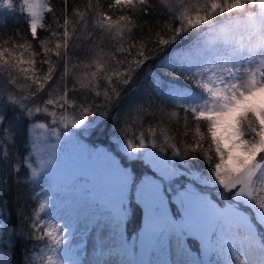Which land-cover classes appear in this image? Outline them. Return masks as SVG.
Segmentation results:
<instances>
[{
    "label": "snow or ice",
    "instance_id": "obj_1",
    "mask_svg": "<svg viewBox=\"0 0 264 264\" xmlns=\"http://www.w3.org/2000/svg\"><path fill=\"white\" fill-rule=\"evenodd\" d=\"M17 5L18 15L23 18L32 39H27L19 28L5 38L0 28V80L6 78L8 85L23 93L17 95L11 90L5 93L0 89V126L8 110L12 109L13 113L8 126L0 129V144L9 140L15 142L13 121L26 117L31 122L37 113L50 116L53 125L59 121L65 129L61 133L45 123L34 125L46 128L57 139L63 136L71 141L82 135L95 123L86 117L92 114L93 107L100 109L102 104H91L87 99L78 103L75 97H69V92L88 90L99 97L98 89L103 80L106 84L103 104L111 105L113 99L120 96L118 85H128L138 70L154 58L156 51L163 52L162 59L171 65V70L177 75L183 73L184 80L193 88H168L167 91L160 90L158 95H154V89L133 105L123 119L119 113L113 117L114 124L120 125V147L129 162L142 160L153 165L161 182L176 176L179 168L184 167L191 173L192 180L203 188L201 192L186 189L179 194L178 199L185 207V219L183 223L175 224L163 211L161 184L145 178L137 188L138 198L149 210L145 235L161 239L175 234L176 244L184 256L187 253L182 238L193 237L201 243L206 254L216 256L215 264H264V231L260 230L264 229V0H174L170 6L171 20L178 23L173 26V23L165 22L164 29L170 33L167 36L163 31H157L153 37L149 28L148 39L133 37L132 33L150 23L148 20L138 23L141 15H149V0H110L108 10L103 9L100 0L95 4L88 0L83 10L73 8L71 17L67 11L68 0H64L63 23L49 0H0V15L16 13ZM45 13L52 14V23L45 22ZM89 21L101 36L106 35L115 42V51L110 56L113 63L105 65L94 61L91 77L80 82L78 88L73 85L69 89V73L77 67L71 63L72 53L93 40V32L88 30ZM156 23L158 25L159 21ZM4 27H7V19ZM39 30L49 35L39 39ZM37 40L40 52L33 46ZM172 45L175 47L170 48ZM41 53L43 58L38 60ZM117 54L123 58H118ZM61 63L63 70L57 77ZM44 65H47L46 71ZM21 80L24 83L21 84ZM53 80L55 84L41 106L36 98ZM168 104L191 114L195 122L191 143L183 138L177 141V135L187 137L191 131L187 115L182 133L171 127L173 120L179 122V112L172 111L167 123L162 119ZM70 108L79 115L75 112L69 115ZM96 114L105 117L108 112ZM148 117L156 119V123H150L145 130L143 122ZM137 121L141 128L139 134L135 131L130 134ZM202 121L206 133L201 131ZM157 134L160 136L159 147ZM206 142L207 147L204 146ZM169 150L170 157L166 155ZM8 157L5 146L0 159L7 161ZM201 158L207 165V172L192 173V162ZM103 159L109 178L116 182L112 212L118 228L128 216L125 202L130 173L106 154ZM23 161V166L30 169L29 181L38 175L45 180L58 178L59 158L51 152L47 153V159H41V168H33L28 157ZM20 166L11 164L17 172ZM213 197L224 206L220 207ZM35 199L40 203L27 225L31 231L21 235L29 240L46 241L42 251L47 249L52 255H48L43 264H80L68 254L70 241L67 237L71 235V224H57L40 217L39 213L52 199L47 191L43 198ZM241 206L249 211H241ZM53 207L57 205L53 204ZM3 231L0 228V232ZM0 264H5L2 258ZM26 264H37L36 255L26 257ZM178 264L203 262L183 259ZM208 264L213 262L209 260Z\"/></svg>",
    "mask_w": 264,
    "mask_h": 264
},
{
    "label": "rangeland",
    "instance_id": "obj_2",
    "mask_svg": "<svg viewBox=\"0 0 264 264\" xmlns=\"http://www.w3.org/2000/svg\"><path fill=\"white\" fill-rule=\"evenodd\" d=\"M18 10L19 6L17 5ZM162 62L171 66L163 59ZM7 87L6 78L0 80V89L7 93ZM168 88L191 90L193 87L170 84L166 89L168 90ZM71 114L69 112V115ZM99 119L100 116L93 119L95 123L89 126V130L83 132L82 135L75 136L71 141L63 136L57 139L46 128L34 126L36 123H45L56 127L57 133L65 131L58 120L53 125L50 116L37 113L33 116L31 122L28 121L27 133L30 144L28 159L31 166L41 168V159H47V153L49 152L59 158L57 179L45 180L38 175L30 180V183L37 188L36 197L43 198L45 191L52 197L48 206L39 213L40 217L57 224H71V235L67 237L70 241L68 254L73 259L79 260L80 264H164L165 261L168 264H178L183 259L198 260L203 264H208V261L211 260L215 264L216 256L206 254L201 243L193 237L184 236L182 238V246L187 256L177 252L178 257L172 253L174 248H179L176 244L175 234L167 235L161 239H153L145 235L144 228L148 223L149 210L138 198L137 193V188L145 178L160 183L163 211L166 212L170 221L181 224L185 219V207L181 205L178 199L179 194L185 192L186 189L201 192L203 186L194 182L191 173L184 167L179 168V173L176 176L164 179L161 182L159 179L160 174L153 165L142 160L129 162L127 154L120 147L119 135L111 137L112 146L93 141L90 132ZM105 154L130 173L128 199L125 202L128 207V216L118 228L112 212L116 182L114 179L109 178L108 167L103 159ZM166 155L170 157L171 153H166ZM134 163L135 167H147L150 171L137 174V170L133 169ZM28 170L30 174V169ZM192 173H196V171L192 169ZM211 191H214V189ZM205 194H207V190H205ZM213 199L220 207L224 206L216 197H213ZM132 200L134 203L139 204L143 212L138 228L131 225V216L134 212ZM39 203L40 200L37 199L36 208ZM53 204L57 207H53ZM241 211L247 213L249 209L241 206ZM93 226L107 230L106 238L97 243L90 241L89 233ZM128 227H132L130 235H127ZM257 227L259 228V225ZM0 228L4 229L3 232H0V258L5 261V264H11L9 248L12 242V232L14 231L8 228L1 218ZM260 230L264 231V229ZM44 243L46 241L37 245L28 256L31 257L35 254L37 264H43V260L48 255H52L47 249L42 251ZM108 245L111 247H108Z\"/></svg>",
    "mask_w": 264,
    "mask_h": 264
},
{
    "label": "trees",
    "instance_id": "obj_3",
    "mask_svg": "<svg viewBox=\"0 0 264 264\" xmlns=\"http://www.w3.org/2000/svg\"><path fill=\"white\" fill-rule=\"evenodd\" d=\"M52 7L55 9L56 15L60 17V23H63V13L65 10L64 0H49ZM93 4L96 3V0H92ZM101 5L104 10H108V4L110 0H100ZM151 4V8L149 9L148 16H140L138 23H143L144 20L150 21V23L143 27V29L137 28L133 30V37L143 36L145 39L149 37V28L152 29V36H155L157 31H163L164 34L170 35L167 33L166 29H164L165 22L173 23L175 26L178 22L172 21L171 16L172 12L170 11V6L174 3V0H149ZM88 4V0H68L67 11L68 15L72 16V10L75 7H78L80 10H83L84 7ZM19 10L16 13L9 14L5 12L3 15H0V28L3 29V36L7 38L8 36L13 35L17 28L26 36L27 39L31 40V34L27 31L26 25L23 22V18L18 15ZM120 12L116 11V16H118ZM94 15V13H93ZM115 18V16L113 17ZM7 19V27H4V21ZM52 14L45 13V22L52 23ZM134 19H136L134 17ZM19 20V23H17ZM157 21L159 24L157 25ZM53 28L55 25L53 24ZM88 30L93 32V40H89L87 44L82 45L81 48L72 53L73 59L72 64H76L77 67L72 69L68 76V87L71 89L73 85L79 87L80 82H86L88 78L91 77L92 71H94V61H99L102 64L109 65L113 63L110 61L111 54L115 51V42L112 41L109 37L101 36L99 30L93 29L91 25V21H89ZM80 33H78L79 35ZM49 33L43 30H39V39H43L48 36ZM38 52H40V46L38 40L34 42L33 45ZM127 49V43L124 45ZM149 47L152 48L153 45L149 43ZM175 45L170 46V48H174ZM133 54H135V49L132 50ZM167 51V50H166ZM165 55L163 52L156 51L153 59H150L138 70L137 74L134 76L133 80L128 85L120 84L118 88L120 90V96L118 98H114L111 105L103 104L105 97L103 95L106 84L103 80L100 81V88L98 89L101 92L99 97L93 96L91 92L88 90L69 92V97H75L77 102L80 103L87 99L91 104H102L100 109H96L93 107L92 114H89L86 119L93 120L97 116L96 113L99 111H107L108 115L105 117L100 116V119L97 121L96 125L91 129V136H93V141H98L101 144L111 145L112 140L111 137L113 135L120 136V125L118 123L114 124L113 117H115L118 113L123 119L124 114L129 111V109L139 103L144 99V97L152 92L154 89L156 90L154 95H158L160 90L166 91L167 87L170 84H178L180 86L185 87H193L190 83L184 80L183 73L177 75L174 73L170 67H167L161 61L162 56ZM118 58H123L120 54H117ZM43 54L37 59H42ZM53 59H56L53 56ZM84 64L93 65L92 67H84ZM44 71L47 70V65L43 66ZM63 70V65L61 63L60 69L57 71L56 76L59 77L60 71ZM123 70V69H121ZM103 75V74H102ZM20 83H24L23 80ZM55 84V80L49 82L46 86L44 92L37 97V102H42L47 99V92L51 90L52 86ZM8 91H14L17 95H22L23 93L16 89L14 86L8 85L6 88ZM111 92V89H108ZM160 101L157 100V103ZM52 106H49L51 108ZM59 113V109H57ZM70 113L75 112L79 115V112L74 109L68 110ZM172 111L179 112V122L172 121L171 127L173 131L179 130L180 133L184 131L183 123L184 117L187 115L189 120V126L191 131L189 132L187 137H181L177 135V141L181 138L186 139L189 143L192 142V136L195 132V122L190 113H185L183 109H179L174 107L172 104L167 105V112L163 115L162 119L167 123L170 119V113ZM12 109H9L6 115V119L0 129L3 127H7L9 124V120L12 118ZM159 118V117H158ZM29 119L23 117L18 121H13V131L15 134V142L12 143L11 140L6 141L4 144H0V152L6 146L9 151L8 160L5 161L0 159V218L4 220L6 226L11 228L15 235L12 234V242L9 248L10 254V262L11 264H26V257L32 253V251L36 248L37 245L45 242L37 241V240H29L24 238L21 234L26 233L27 231H31L27 225L30 223V217L32 216L33 210L36 209L37 199L36 197V186L31 185L30 181L27 180L29 175V170L26 166H23L24 157H29L30 154V144L27 133ZM155 124L156 119L152 117H148L143 122V129H147L149 124ZM201 131L206 133V126L204 122H201ZM140 122L137 121L134 128L130 129V134L132 131H135L139 134ZM158 147L160 142V136L157 134ZM247 138V137H246ZM90 139V137H89ZM208 146L207 142L204 145ZM167 153H171L170 150ZM214 155V151H213ZM17 163L21 165L19 167V171H13L11 164ZM134 166V167H133ZM133 169L137 170V174H140L144 171H150L147 167H135V163L133 165ZM192 169L196 172H207V165L204 163L201 158L199 161L192 162ZM6 183H3L5 182ZM19 181V183H18ZM131 199H133L131 197ZM220 201V200H219ZM221 203V201H220ZM132 205L134 206V212L131 216V225L133 227H139L143 212L139 206V204L134 203L132 200ZM136 205V206H135ZM130 223V222H129ZM127 235L132 233V227H128ZM13 233V232H12Z\"/></svg>",
    "mask_w": 264,
    "mask_h": 264
},
{
    "label": "bare ground",
    "instance_id": "obj_4",
    "mask_svg": "<svg viewBox=\"0 0 264 264\" xmlns=\"http://www.w3.org/2000/svg\"><path fill=\"white\" fill-rule=\"evenodd\" d=\"M164 57V55L162 56V58ZM161 61H162V59H161ZM164 64V63H163ZM166 65V64H165ZM167 67H170L171 68V66H169V65H166ZM180 86V85H179ZM91 228H93L91 231H90V233H89V237H90V241H93V242H98V241H100L101 239H104V238H106V236H107V230H103L102 228H96V226H93V227H91ZM108 247H111L110 245H108ZM177 252L178 253H180V250H179V248H174V250H172V253L174 254V255H176V256H178L179 257V255L177 254Z\"/></svg>",
    "mask_w": 264,
    "mask_h": 264
}]
</instances>
